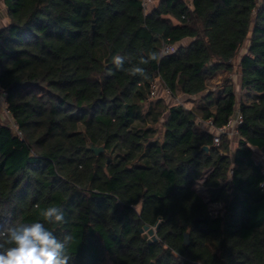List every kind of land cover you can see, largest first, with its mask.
Here are the masks:
<instances>
[{
	"label": "trees",
	"instance_id": "16d2710c",
	"mask_svg": "<svg viewBox=\"0 0 264 264\" xmlns=\"http://www.w3.org/2000/svg\"><path fill=\"white\" fill-rule=\"evenodd\" d=\"M2 1L0 89L15 128L0 121V231L41 222L70 235L71 264H264V0H160L147 13L143 0ZM158 81L199 96L201 112L153 99ZM237 111L232 139L198 129L197 117L221 127ZM50 206L63 224L43 220ZM158 223L149 244L140 229Z\"/></svg>",
	"mask_w": 264,
	"mask_h": 264
},
{
	"label": "clouds",
	"instance_id": "9594fccd",
	"mask_svg": "<svg viewBox=\"0 0 264 264\" xmlns=\"http://www.w3.org/2000/svg\"><path fill=\"white\" fill-rule=\"evenodd\" d=\"M158 54L150 52L148 58L141 57L140 64L157 60ZM125 57L114 56L116 69H123ZM132 75H146L145 69L135 66ZM41 216L48 224H63L65 214L62 208L50 206L42 210ZM3 242H0V264H71L73 257L66 254V248L72 237L65 235L60 240L45 227L44 223L18 224L0 231Z\"/></svg>",
	"mask_w": 264,
	"mask_h": 264
},
{
	"label": "rangeland",
	"instance_id": "374dc122",
	"mask_svg": "<svg viewBox=\"0 0 264 264\" xmlns=\"http://www.w3.org/2000/svg\"><path fill=\"white\" fill-rule=\"evenodd\" d=\"M160 0H152V4L150 7L156 6L159 3ZM186 43V42H185ZM184 41L182 43H180L178 46L180 45H184L185 44ZM248 44V43H247ZM246 44V45H247ZM244 54V51H242L240 53V57ZM227 76H229V74H226ZM90 79L95 82V83H100V76L97 72L93 71L89 74ZM225 78V73H219L216 76H214L213 78L208 80V90H213L214 93H217L218 90L220 89V85L222 84L223 80ZM230 78L233 79V83L235 85V93L237 96V101L238 103H240V101H244V98L246 97L245 94L242 92V90L240 89V75L239 73H237L236 75L232 74L230 75ZM158 90V92L155 94L153 99H162L164 100L167 104L169 105H183L184 107L188 108V109H194L196 112H201V109L204 105V103L202 102L201 98L199 96L197 97H189L183 94H179L177 97H172L170 95V93L168 91H164L161 90L160 84L158 83V88H156ZM238 110V109H237ZM198 118V127L199 128H203L201 125L207 126L205 123H202L203 120L201 119V117H197ZM4 124H8L10 126H12L13 128L14 125L12 124V122H3ZM161 122L158 125L159 128L161 126ZM233 146L237 145V140L233 139ZM258 154V153H257ZM256 160L259 161L258 156H255ZM260 162V161H259ZM195 190L204 198H207V194H206V189L203 186V180L199 181L196 185H195ZM211 211L214 215H217L219 213H223V205L222 204H213L210 206Z\"/></svg>",
	"mask_w": 264,
	"mask_h": 264
},
{
	"label": "built area",
	"instance_id": "2783aa9c",
	"mask_svg": "<svg viewBox=\"0 0 264 264\" xmlns=\"http://www.w3.org/2000/svg\"><path fill=\"white\" fill-rule=\"evenodd\" d=\"M151 4H152V0H143V6H144V10L146 13L149 12ZM165 51L173 52L174 47H167ZM156 88H158V82H156L154 85V90L152 93L153 96H155V94L158 92ZM4 98H5V93H3V91L0 89V102L1 100H4ZM242 122H243L242 116L239 114V111H237L234 117L229 120L228 124L224 126H221V127L214 126L212 120H206V121H203L202 123H205L208 127L213 129L214 144L219 145L223 136H228L231 139L237 136L238 127L242 124ZM262 187H264V184H262Z\"/></svg>",
	"mask_w": 264,
	"mask_h": 264
},
{
	"label": "crops",
	"instance_id": "0c3cea01",
	"mask_svg": "<svg viewBox=\"0 0 264 264\" xmlns=\"http://www.w3.org/2000/svg\"><path fill=\"white\" fill-rule=\"evenodd\" d=\"M8 22H9V20H8L6 8L3 5V1L0 0V30L3 27H5L8 24ZM184 43H185L184 45H188L189 43H191V40L190 39H186V40H184ZM239 81L241 83V79ZM158 83H159V81H158ZM256 100H257V96L255 94L250 95V97H245L244 98V102L247 105L251 104L252 102H254ZM0 121H3V122H12L11 115H10V113L7 110V106H6L5 99L4 100H1V102H0ZM201 126L203 128H199L198 127V129H199L200 132H202V131H211V132H213V129L212 128H210L208 126H204V125H201ZM255 156H258L259 161L262 162L263 165H264V152L256 151V155Z\"/></svg>",
	"mask_w": 264,
	"mask_h": 264
},
{
	"label": "water",
	"instance_id": "95a60500",
	"mask_svg": "<svg viewBox=\"0 0 264 264\" xmlns=\"http://www.w3.org/2000/svg\"><path fill=\"white\" fill-rule=\"evenodd\" d=\"M202 149L206 152L209 153V147L208 146H203ZM90 150L93 151L96 155H99L101 153L104 152V148L103 147H90ZM110 161V159H109ZM118 207L121 208V205L118 204ZM160 223H158L156 225V227H151L149 225H144L141 229H140V233L142 235V238L147 241L149 244H153L158 242V238L156 236V232L159 230L160 228ZM184 244L185 245H189L190 244V236L188 233H186L184 235ZM154 264V263H152Z\"/></svg>",
	"mask_w": 264,
	"mask_h": 264
}]
</instances>
